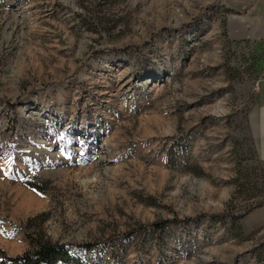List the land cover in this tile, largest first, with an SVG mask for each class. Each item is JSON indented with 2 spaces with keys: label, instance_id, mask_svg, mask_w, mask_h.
I'll list each match as a JSON object with an SVG mask.
<instances>
[{
  "label": "rangeland",
  "instance_id": "374dc122",
  "mask_svg": "<svg viewBox=\"0 0 264 264\" xmlns=\"http://www.w3.org/2000/svg\"><path fill=\"white\" fill-rule=\"evenodd\" d=\"M224 1L0 0L1 248L41 227L87 264H264V42Z\"/></svg>",
  "mask_w": 264,
  "mask_h": 264
},
{
  "label": "crops",
  "instance_id": "0c3cea01",
  "mask_svg": "<svg viewBox=\"0 0 264 264\" xmlns=\"http://www.w3.org/2000/svg\"><path fill=\"white\" fill-rule=\"evenodd\" d=\"M224 6L229 12L226 25L230 39L244 40L246 44L248 41L264 42V0H225ZM258 82L248 110V124L259 158L264 162V77H260Z\"/></svg>",
  "mask_w": 264,
  "mask_h": 264
},
{
  "label": "trees",
  "instance_id": "16d2710c",
  "mask_svg": "<svg viewBox=\"0 0 264 264\" xmlns=\"http://www.w3.org/2000/svg\"><path fill=\"white\" fill-rule=\"evenodd\" d=\"M27 185L41 190L32 182ZM38 219L31 218L29 225L33 226L32 223ZM166 222L161 221V223H154L152 226L160 228ZM28 239L29 249L18 255H11L6 249L0 247V264H87L78 255H75L67 244L50 239L41 227L32 234L29 233Z\"/></svg>",
  "mask_w": 264,
  "mask_h": 264
},
{
  "label": "built area",
  "instance_id": "2783aa9c",
  "mask_svg": "<svg viewBox=\"0 0 264 264\" xmlns=\"http://www.w3.org/2000/svg\"><path fill=\"white\" fill-rule=\"evenodd\" d=\"M259 79L255 82V85H254V89L257 90L258 89V86H259Z\"/></svg>",
  "mask_w": 264,
  "mask_h": 264
}]
</instances>
